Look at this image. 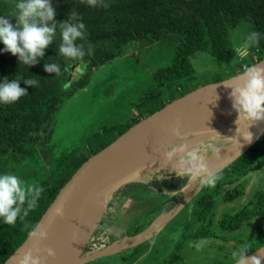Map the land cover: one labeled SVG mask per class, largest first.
<instances>
[{"label":"trees","instance_id":"16d2710c","mask_svg":"<svg viewBox=\"0 0 264 264\" xmlns=\"http://www.w3.org/2000/svg\"><path fill=\"white\" fill-rule=\"evenodd\" d=\"M77 14L82 16L78 19L85 24V38L77 40L76 43L83 45L86 55L82 60L87 63L80 69L81 75L78 79L67 80L66 83L70 84L66 89L62 88L61 75L52 73H46L42 83L34 88L25 85V79H38L37 63L31 67L20 63L18 57L4 52V45L0 43V82L5 78L9 81L15 79L21 82L20 87L27 90V94L13 104L0 103V173H8L10 158H15L16 161L19 157L37 154V146L47 142L46 138L54 133L53 127L48 129L47 120H54L65 99L84 88L100 66L127 53L130 44L149 45L167 38L170 34H175L178 39L174 46L173 64L159 68L153 73V79L162 89L154 94L147 92L149 94L138 104L132 124L193 89L190 83L195 78V73L190 58L197 51L204 50L216 59L231 61L236 55V50L230 38V28L237 26L243 19H250L252 34H259L255 44L264 52V0H113L107 7L87 8L86 13ZM69 18L70 16L56 22L63 23ZM57 30L59 31V25ZM104 43H108V46L102 47ZM263 57L264 54L257 59L245 58V65L249 67ZM80 61L76 60V63L79 64ZM57 64L61 66L62 72L66 64L65 58L62 57ZM71 69L73 68L69 67L66 71L70 72ZM242 70L243 67L234 71L233 75ZM219 80L221 79L212 82ZM47 100L49 105L45 109ZM131 125H126L118 136ZM93 136L88 138L87 147L62 152L54 167L49 169L47 177L35 183L41 186L44 192L37 207L29 212L24 221L18 219L15 226H10L0 219V264L27 238L28 233L37 225L49 204L76 169L92 154L118 137L110 138L105 131ZM92 138L95 139L91 142ZM261 142H264V132L251 147L217 173L220 179L213 190L201 192L196 196L192 213L199 221L208 218L211 224L210 213L216 204L214 195L222 186L237 183L253 167L264 164L263 160L254 155L257 150L264 152V148L259 144ZM129 185L115 193L109 207L112 212L120 210L114 200L121 198L124 203L129 196L161 199L159 203L153 200L149 204L151 207L148 213L155 215L158 214L156 210L167 202L171 204L170 201L173 200V196L156 193L150 187ZM237 190L236 186L230 198L238 196ZM263 211L264 191H258L248 206L224 215L220 226L225 230L234 231ZM137 224L134 226L135 231L131 230L127 235L137 234L136 232L147 225ZM200 226L194 233L184 230L180 240L184 241L190 236L197 241L205 240L214 234L209 231L207 224Z\"/></svg>","mask_w":264,"mask_h":264},{"label":"rangeland","instance_id":"374dc122","mask_svg":"<svg viewBox=\"0 0 264 264\" xmlns=\"http://www.w3.org/2000/svg\"><path fill=\"white\" fill-rule=\"evenodd\" d=\"M112 1L105 0V3L108 5ZM17 3L18 0H0V16L14 17L17 14ZM51 4L56 11L55 21L69 17L72 13H86L88 8L81 3V0H51ZM10 23L15 25L16 20L11 18ZM252 35V23L249 18L230 28V38L236 50V55L231 61L216 59L204 50L197 51L190 58L195 73V78L190 83L191 88L194 89L216 79L228 78L233 71L241 70V67L247 63L245 58H258L263 55L264 52L252 42ZM177 41V36L170 34L167 38L149 45L135 43L126 47L130 57L132 59L138 57L139 63L129 60L113 61L93 74L92 81L85 88L65 99L54 120H47L48 129L53 127L54 133L46 138L47 142L37 146V154L19 157L16 161L15 158H10L8 173L17 175L27 184H35L39 179L47 177L49 169L54 167L62 152L87 147L88 138L102 131H105L110 138L118 136L126 125L132 124L138 104L145 99V96L162 89L153 79V73L159 68L173 64L174 46ZM60 43L61 38L57 30V37L45 49L44 57L38 58L39 84L48 73L44 70L45 63L61 61L62 57L58 51ZM245 45L248 46L246 52L243 55L238 54L237 49H243ZM107 46L108 43L102 45V47ZM65 62L64 70L60 74L64 89L70 84V82L66 83L67 80L74 81L81 75L76 60L65 59ZM69 67H73L77 73L67 72ZM126 100L134 101L126 104ZM48 105L47 100L44 108L47 109ZM94 139L92 138L91 142ZM259 144L264 148V142ZM254 155L264 161V152L257 150ZM222 169L214 173L217 174ZM260 169L261 166L253 167L241 178L240 191L235 198H230V194L236 190L235 185L227 184L220 188L214 195L216 204L210 213L211 224L210 219L199 221L192 213L196 205V196L214 189L203 184L198 187V184L195 194L149 238L111 253L92 255L85 260L94 258L93 260L97 261L94 263H99L97 257L106 256L109 264H229L235 261L232 256L233 251L241 245H248L250 250L246 254L257 250L264 246V211L245 221L234 231L221 228L220 221L224 215L248 206L252 203L256 191L264 190L263 177L256 175ZM254 181L258 185H253ZM137 184L150 187L156 193L173 196V200L170 201L171 207L168 208H174L179 204L180 189L184 188L186 181L176 175H165L160 179L156 176L146 183H133L129 186ZM120 189L121 187L114 191L107 207L106 203L104 204L106 210L88 238L84 250L80 253L81 256L84 257L86 253H93L95 250L100 251L119 239L133 236L134 234L127 235L131 233V229L128 228L134 227L135 223H140L139 221L141 224L150 222L152 215L148 213L151 207L149 204L153 199L146 200L143 204L138 202L136 197H129L124 203L114 200V204L118 205L120 210L117 212L110 210V202ZM174 191L175 193H171ZM160 200L154 198L155 203H159ZM204 224H207L209 231L214 234L205 239L207 243L199 250L194 246L197 240L192 236L184 241L180 240L184 230L194 233ZM85 260L79 264L85 263Z\"/></svg>","mask_w":264,"mask_h":264},{"label":"clouds","instance_id":"9594fccd","mask_svg":"<svg viewBox=\"0 0 264 264\" xmlns=\"http://www.w3.org/2000/svg\"><path fill=\"white\" fill-rule=\"evenodd\" d=\"M81 3L88 8L107 7L105 0H81ZM16 9L17 14L14 17L0 16V43L4 45V52L11 53L18 57L20 63L31 67L38 62V58L44 57L45 49L57 37L59 25L60 57L70 60H82L85 57L83 45L76 43L77 40L85 38V24L78 19L82 16L72 13L66 22H56V11L51 0H18ZM11 18L16 20L15 25L10 23ZM258 38L259 34L253 33L252 42L255 43ZM247 47L245 45L243 49H237L238 54L243 55ZM44 70L61 74V66L57 63H45ZM23 83L34 88L38 86L39 79H25ZM20 84L18 80L9 81L7 78L0 82V103L13 104L26 95L27 90L20 87ZM224 84L232 89L230 98L233 101V109L238 114L235 122L238 125L236 132L245 142L251 143L253 134L248 130L249 127L264 122V65L249 66L235 85ZM242 119L248 122L246 133H241L240 130ZM172 134L179 143L170 146V150L165 153V159L169 162L175 160L173 170L176 176L186 181V187L180 190L187 191V188L196 182L215 187L220 176L209 171L206 157L209 151L218 154L219 149L211 143L194 144L190 147L188 136L181 133L179 121L172 129ZM217 135L220 136L218 133ZM157 179L160 177L157 176ZM43 192L41 186L27 184L15 174L0 173V219L10 226H15L18 219L24 221L29 212L37 207ZM54 211L56 216H63L62 205ZM28 234L37 240L47 239L48 235L47 231L39 226ZM206 243V240L201 239L195 242L194 246L199 250ZM249 250L246 244L234 250L232 256L235 264H261L260 258L246 256ZM41 252L46 253V256H41ZM35 253L34 255L33 250H28L20 264H43L48 257H55V251L51 248H36Z\"/></svg>","mask_w":264,"mask_h":264},{"label":"water","instance_id":"95a60500","mask_svg":"<svg viewBox=\"0 0 264 264\" xmlns=\"http://www.w3.org/2000/svg\"><path fill=\"white\" fill-rule=\"evenodd\" d=\"M253 65H264V57ZM245 71L246 69L223 80L203 84L171 100L162 108L132 124L111 143L92 154L76 169L59 190L37 225L33 228L32 231L37 230L38 226L43 227L48 233L47 239L37 240L28 235L2 264H20V260L28 250H33L35 255L36 248H51L56 239L74 224L90 199L103 186L117 179L134 162L154 151L160 144L173 136L172 129L176 126L177 121L180 122V130L183 131L202 120L212 116H219L233 109V101L230 98L232 89L226 87L224 83L235 85ZM263 132L264 122H261L252 142L248 143L222 168L251 147ZM117 189L109 194L106 207ZM61 205L63 206V216H56L54 210ZM183 205L173 211L169 218L180 210ZM140 234L131 237L133 238ZM40 255L45 256L46 253L41 252ZM246 256L248 258L253 256L260 258L261 264H264V246L246 254ZM229 264H235V261Z\"/></svg>","mask_w":264,"mask_h":264},{"label":"bare ground","instance_id":"6f19581e","mask_svg":"<svg viewBox=\"0 0 264 264\" xmlns=\"http://www.w3.org/2000/svg\"><path fill=\"white\" fill-rule=\"evenodd\" d=\"M85 62L87 61H80V63L84 64ZM72 72L75 73L76 71L72 69ZM237 118V112L234 109H231L219 116H212L202 120L181 131L183 135L188 136L190 147L194 144L211 143L219 149L218 154L209 151L206 157L209 171L212 173L222 169V166H224L248 144L244 141L243 137L239 136L240 134L236 132L238 125L235 122ZM247 123L248 122L243 119L240 121L241 133H246ZM260 123L252 125L248 129L252 132L253 139ZM217 133L222 137L218 136ZM174 143H179V141L173 135L160 144L154 151L146 154L137 162H134L117 179L109 182L106 186H103L102 189L90 199L74 224L56 239L51 247V249L55 251V257H48L43 261V264H74L90 258L92 255L114 252L123 247L140 243L156 232L164 224L167 218H169L173 211L185 204L195 194L196 186L199 184V187L201 183L196 182L188 187L187 191H181L178 206L161 213L146 232L133 238L125 237L119 239L100 251L95 250L93 253H86L87 256L86 254L84 257L80 255L81 251L84 250L86 246L88 238L95 229L96 224L102 217V214L104 213L103 211L105 210L104 204L113 190L120 187H126L132 183H146L156 176L176 175L173 170L175 160L169 162L165 159V153L170 150V146ZM185 187L186 184L184 188Z\"/></svg>","mask_w":264,"mask_h":264},{"label":"crops","instance_id":"0c3cea01","mask_svg":"<svg viewBox=\"0 0 264 264\" xmlns=\"http://www.w3.org/2000/svg\"><path fill=\"white\" fill-rule=\"evenodd\" d=\"M97 8H98V6H97ZM78 13V12H77ZM136 55V54H135ZM124 60H129V61H132V62H134V63H139V59H138V57H135V59L133 58H131L130 57V55L128 54V53H124V54H121L120 56H118V57H116L113 61H116V62H119V61H124ZM113 61H111V62H108V63H105V64H103L102 66H100L96 71H94V73L93 74H96L97 73V71H99L101 68H103V66H105V65H107V64H111ZM79 66H80V69H82L83 67H84V63H79ZM77 72H75V74H76ZM233 73H234V71H233ZM233 73L230 75V76H232L233 75ZM93 74H92V76H91V78H90V81H92V78H93ZM90 81H89V83H90ZM88 83V84H89ZM87 84V85H88ZM86 85V86H87ZM85 86V87H86ZM84 87V88H85ZM81 89H83V88H81ZM80 90V89H79ZM77 92V91H76ZM134 101V100H133ZM133 101H128V100H126V104H129V103H132ZM126 106V105H125ZM129 197H132V196H129ZM129 197L127 198V199H129ZM126 199V200H127ZM135 199H137L138 200V202H140V203H142L143 204V202L144 201H146V200H154V197H149V198H145V199H142L140 196H138L137 198H135ZM122 199L121 198H119L117 201L118 202H120ZM141 205V204H140ZM171 204H169L168 202H167V204L165 205V206H163V207H160L158 210H156L157 211V213L158 214H153V213H150L151 215H152V218H150V222H148L147 223V225L146 226H144V228L143 229H141V230H139V232H136L137 234H140V233H143V232H145V231H147V230H149L150 229V227L152 226V224L155 222V220L159 217V215L161 214V213H163L164 211H166V209L170 206ZM171 207V206H170ZM168 209H170V208H168ZM167 209V210H168ZM150 211V210H149ZM140 223H141V221H139ZM132 224V223H131ZM142 224H144V223H142ZM138 224L137 223H135V226H137ZM145 225V224H144ZM128 229H133L132 231H135V227H129ZM134 235H136V234H134ZM133 235V236H134ZM151 236V235H150ZM150 236H148L147 238H149ZM147 238H145V239H147ZM107 257L106 256H104V257H97V259L99 260V263H94V262H97L96 260H93L94 258H92V259H90V260H87L85 263H83V264H92V263H94V264H109V262H108V260L106 259ZM93 260V261H92Z\"/></svg>","mask_w":264,"mask_h":264},{"label":"flooded vegetation","instance_id":"af4514ba","mask_svg":"<svg viewBox=\"0 0 264 264\" xmlns=\"http://www.w3.org/2000/svg\"><path fill=\"white\" fill-rule=\"evenodd\" d=\"M87 63V62H86ZM72 70V69H71ZM257 174V176H261V177H263V180H264V164L263 165H261V169L258 171V172H256ZM247 178V177H246ZM254 178H256V177H254ZM260 183V182H259ZM233 185H235V187L237 186V188H238V190L240 191V187H241V182H240V180L239 181H237V183L235 182V183H232ZM243 184V183H242ZM253 185H258V183L257 182H255L254 181V184ZM237 190V191H238ZM258 191H264V190H258ZM258 191H256V193L258 192ZM256 193L254 194V196L256 195Z\"/></svg>","mask_w":264,"mask_h":264},{"label":"built area","instance_id":"2783aa9c","mask_svg":"<svg viewBox=\"0 0 264 264\" xmlns=\"http://www.w3.org/2000/svg\"><path fill=\"white\" fill-rule=\"evenodd\" d=\"M254 58L257 59V57H254ZM247 68H248V66H246V65L243 66V70H245V69H247Z\"/></svg>","mask_w":264,"mask_h":264}]
</instances>
